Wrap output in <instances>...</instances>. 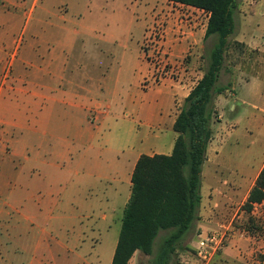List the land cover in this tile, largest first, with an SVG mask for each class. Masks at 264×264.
<instances>
[{
	"label": "crops",
	"instance_id": "obj_1",
	"mask_svg": "<svg viewBox=\"0 0 264 264\" xmlns=\"http://www.w3.org/2000/svg\"><path fill=\"white\" fill-rule=\"evenodd\" d=\"M157 2L161 7H152V18L154 25L162 23L166 46L176 58L192 59L178 81L162 80L144 89L140 84V98L128 106L130 113L145 119L155 139L173 129L186 97L203 77L205 70L198 65L211 38H205L208 13ZM131 6L133 0H0V264H92V252L100 263L106 249L97 237L110 231L112 218L126 207L139 158L163 155L156 148L136 153L133 146L121 147L120 136L103 132L101 96L110 89L109 81H122L107 69L121 57L118 48L128 49L136 22ZM134 42L131 60L145 64ZM146 65L141 80L153 82L148 61ZM249 75L247 97L259 102L243 104L261 114H250L248 128L260 129L264 77L254 70ZM233 93L217 96L218 113ZM224 146L225 139L214 131L202 179L224 172L248 178L239 166L221 159ZM263 167L264 161L243 193L235 180L213 183L209 205L202 196L199 227L218 224L209 212L219 216L234 204H245ZM118 238L115 231L109 264Z\"/></svg>",
	"mask_w": 264,
	"mask_h": 264
},
{
	"label": "rangeland",
	"instance_id": "obj_2",
	"mask_svg": "<svg viewBox=\"0 0 264 264\" xmlns=\"http://www.w3.org/2000/svg\"><path fill=\"white\" fill-rule=\"evenodd\" d=\"M112 1L114 0H108V2ZM158 3L157 0H133L131 9L134 10L136 22L133 21L132 29L129 32L133 34L132 37L128 34V38L131 37L130 49L129 44L127 50L118 48L121 57L117 61H111L112 64H109L107 69V73L112 76H122V81H109L111 86L101 96L100 110L106 118L103 122V132L108 137L120 136L123 139L121 147H126L128 144L134 147L136 153L144 154H148L150 149L156 148L163 155H168L167 152L170 146H173L174 138L177 137L174 130L164 131L161 138L158 139L150 137L145 126V119L130 113L131 110L128 107L133 100L140 98L141 91H143L140 84H143L144 89L145 86L149 88L159 84L162 80L178 81L175 76L169 78L172 67L168 65V62L176 63L177 60L182 62L177 64L178 72L182 74L186 71V62L188 63L192 59L191 56H186L184 60L178 59L172 55V51L166 46L162 23L154 25L152 18V7H161ZM234 20L235 31L229 38V49L226 53L221 75L216 83V87L230 85L227 94L234 93L226 100L224 108L219 111L221 114L219 123H217L219 113L216 111L215 105L218 97H214L212 123L215 125L212 130L218 131L219 135L225 139V149L221 152V159L224 158V161L231 166H239L246 172L248 178L240 179L229 172H224L222 175L212 177L209 180L208 174H204L203 179L201 177L200 192L205 199L204 203L208 205L210 188L213 183H219L225 179L235 180L240 183L243 193L247 188L249 177L254 175L264 161V125L260 129L250 130L248 128L250 114L253 112L257 115L261 114L243 104L247 101L259 102L258 97H256L257 101L252 96L247 97L249 88L245 79L250 76L249 74L253 70L264 77V0H237ZM253 38L254 43L249 47L248 42ZM133 39L139 43V54H144L146 57L145 61L142 60L145 64L133 62L134 58L131 60L130 56L137 45L136 42L133 43ZM216 41L217 37L212 36L205 44L198 65L201 69L206 70L211 50ZM141 44H143L142 49ZM78 53H81L80 49L76 50V55ZM147 61L152 69L150 74L153 75V82H148L147 79L143 83L141 74L145 73ZM233 107H236L235 111ZM236 201H241V199H236ZM123 204L124 201L118 202L120 207L124 206ZM201 205L202 200L198 217L201 213ZM243 205L234 204L228 210H223L219 216L209 212L211 221L212 219L218 220V224L210 225L206 227L207 229L199 227L196 220L190 231L180 241L176 252L171 257L170 264H203L195 247L200 236H206L213 232L225 233L226 241L210 264H260L262 261L264 262V206L254 205L251 212L247 213ZM124 208L112 218L110 231L108 233L103 231L101 235H98L97 244L105 247L106 251L101 255L100 263H97L95 253L92 252L90 258L92 264H109L111 259L110 247L113 243L110 238L112 235L114 236L115 231L119 237ZM170 232L161 231L159 233L152 255L148 256L137 252L129 264H154L156 254Z\"/></svg>",
	"mask_w": 264,
	"mask_h": 264
},
{
	"label": "trees",
	"instance_id": "obj_3",
	"mask_svg": "<svg viewBox=\"0 0 264 264\" xmlns=\"http://www.w3.org/2000/svg\"><path fill=\"white\" fill-rule=\"evenodd\" d=\"M193 6L209 14L205 38L217 37L203 77L184 101L173 126L177 139L170 155H142L131 179V196L124 208L122 226L112 264H129L135 253L152 255L161 231H171L156 254L154 264H170L180 241L198 219L202 196V167L213 137L215 96L230 85L216 87L229 38L235 31L237 0H167ZM264 202V167L243 205L247 213ZM260 264H264L262 261Z\"/></svg>",
	"mask_w": 264,
	"mask_h": 264
},
{
	"label": "built area",
	"instance_id": "obj_4",
	"mask_svg": "<svg viewBox=\"0 0 264 264\" xmlns=\"http://www.w3.org/2000/svg\"><path fill=\"white\" fill-rule=\"evenodd\" d=\"M197 10L201 11L204 14L207 13L206 11L199 9V8H197ZM180 63L182 62L178 60L176 61V63L168 62V65L172 67L169 78L171 77L174 78V76L177 79L180 78L181 74L178 72V69H177V64H180ZM160 79L162 78L160 77ZM225 241H226V234L221 233V232H213V233H209V235H206V236H200L198 238L195 250H196V253L199 259L202 261V263L210 264L212 262V259L217 254V252L220 250V248L223 246Z\"/></svg>",
	"mask_w": 264,
	"mask_h": 264
}]
</instances>
